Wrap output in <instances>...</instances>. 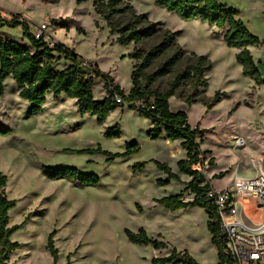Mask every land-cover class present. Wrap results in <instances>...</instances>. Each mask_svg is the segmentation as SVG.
Here are the masks:
<instances>
[{"label":"rangeland","instance_id":"1","mask_svg":"<svg viewBox=\"0 0 264 264\" xmlns=\"http://www.w3.org/2000/svg\"><path fill=\"white\" fill-rule=\"evenodd\" d=\"M94 0L77 4V0H0L1 15H20L34 35L40 24L48 27L47 43H61L73 50L78 61L96 66L113 77L122 90L130 88L132 60L127 55L134 45L114 43L105 22L92 7ZM129 2L136 14L154 23L157 32L177 33L176 44L184 54L204 56L211 68L204 74L206 88H198L196 100L210 103L215 93L217 101L210 110L205 105H186L192 94L190 82L184 83L169 99L172 111H184L191 129L199 127L196 143L202 153L203 166L197 170L214 188L233 191L235 177L255 174L250 160L264 163V85L255 86L241 74L235 61L236 50L226 47L222 32L199 21H185L154 4L153 0H123ZM220 5L237 11L248 32L260 44L250 47L253 61L264 80V0H216ZM118 24L126 21L118 17ZM0 35L28 45L22 39L21 27H9L0 22ZM160 40L157 35L136 48L147 53ZM173 53L154 60L143 71L152 75ZM183 60L172 73L148 84L159 93L168 90L174 77L187 66ZM63 59L54 65L61 71ZM133 69V68H132ZM142 85L145 82L142 81ZM93 98L105 96L103 81L92 82ZM29 104L19 98L14 81L8 78L0 91V127L9 130L0 135V173L7 179L4 193L15 205L8 213L9 227L22 225L10 237L19 247L11 253L8 264H53L46 244L49 236L57 251L56 264H151L153 259L186 252L196 264H217L215 248L207 231V216L194 207L168 211L156 200L180 195L191 201L193 196L182 192L187 176L178 172V160L185 151L179 141H169L162 133L151 140L149 120L136 111L118 108L98 125L94 117L80 116L72 99L46 97L39 113L28 116ZM117 139L103 136L106 129L116 126ZM241 147L234 148L236 141ZM135 142L139 151L126 157L111 159L102 154H80L78 151L100 149L115 155L125 152V145ZM212 160L213 167L207 166ZM178 162H177V161ZM166 164L171 172L182 178L167 180L155 163ZM144 164L143 167L137 166ZM75 169L78 173L98 178L96 185H81L72 179L50 180L41 168ZM240 219L241 205H237ZM244 217L260 221V214L251 207L242 209ZM144 230L149 238L165 244L164 249L150 245L131 244L125 230Z\"/></svg>","mask_w":264,"mask_h":264},{"label":"trees","instance_id":"2","mask_svg":"<svg viewBox=\"0 0 264 264\" xmlns=\"http://www.w3.org/2000/svg\"><path fill=\"white\" fill-rule=\"evenodd\" d=\"M86 0H77V4ZM154 4L164 9L168 13L174 14L185 21H199L206 23L208 27L215 28L223 33L222 39L226 47L237 50L235 55L236 63L241 67V74L254 83L255 86L264 85L257 66L254 63L250 47L258 46L259 40L252 36L244 24L237 19V11L220 5L216 0H153ZM94 13L105 22L110 35H115L114 43L120 46L134 45V49L127 57L134 61L130 74L131 88L125 94L122 89L113 83L109 74L102 73L94 66L89 74L84 73L78 64V56L73 50L61 43H54L50 46L44 38L36 40L28 30V23L22 20L20 15H10L7 20L1 15L0 22L9 27H21L22 39L28 45L21 42L3 38L0 35V91L5 80L11 78L14 81L19 98L29 104L28 116L40 112L48 95L55 99L59 95H64L68 99H74L77 111L80 116L87 115L94 117L98 125L104 123L105 119L116 109L122 108L115 103L117 96L124 102L133 103L142 101L143 110H136L130 106L129 110L136 111L140 116L149 120L152 125L148 133L151 140L158 139L162 133L169 141H179L181 148L185 151L186 157L177 163L178 172L190 178L182 192L188 191L192 196L191 201H182V196L175 195L156 200L168 211L198 207L204 210L208 222L207 231L210 235V243L215 248L217 263L224 261L225 244L220 234L217 223L215 207L212 201L206 197L211 189L209 183L201 176L197 167L203 166L202 153L196 143V136L199 134V127L194 129L188 125L187 114L184 111H171L169 99L175 96V92L184 83L190 82L192 94L185 99L186 105L201 103L206 110H210L217 101L219 94L211 98L210 103H203L196 100L198 88H206L207 81L204 74L210 70L211 65L204 56H197L193 53L184 54L183 50L176 44V33L163 31L158 33L154 23L150 22L143 15L136 14L129 2L123 0H94L92 3ZM118 17H125L122 24L117 23ZM159 35V42L152 47L149 52L144 53L136 47L143 41ZM173 53L150 75L145 76L143 71L149 68L154 60L165 56L169 51ZM63 59L67 65L61 71H54V65ZM187 60V66L180 71L169 84V88L164 93L150 90L148 84L153 83L158 78L170 73L183 61ZM100 78L103 81L105 97L95 100L92 93V82ZM142 81L145 85H142ZM153 99L152 105L149 100ZM152 106V108H151ZM9 130L0 127V135H7ZM121 135L116 126L104 131L103 136L108 139H117ZM139 151L138 145L133 142L125 145V152L119 154H109L96 150L78 151L80 154H102L114 159L116 157H126L136 154ZM156 168L167 176V180L157 181V185H167L169 181L180 183L178 176L173 174L166 164L155 163ZM140 164L137 167H143ZM207 166L213 167L212 160H208ZM43 176L50 180L60 178L72 179L81 185H96L98 178L92 175L78 173L75 169L56 170L47 167L41 168ZM7 179L0 173V264H8L9 257L19 245L10 241L11 235L22 225L9 227L8 213L15 205L13 200L6 198L4 188ZM128 241L134 245H150L154 249H164L165 244L149 238L145 231L140 229L136 233L125 230ZM52 263L56 264L57 251L53 247L51 235L46 244ZM68 264V263H67ZM151 264H196L186 252L177 253L172 250L170 255L163 258L153 259Z\"/></svg>","mask_w":264,"mask_h":264},{"label":"built area","instance_id":"3","mask_svg":"<svg viewBox=\"0 0 264 264\" xmlns=\"http://www.w3.org/2000/svg\"><path fill=\"white\" fill-rule=\"evenodd\" d=\"M48 27L40 24L34 33V38H44L47 42ZM53 46L54 43H48ZM80 69L89 74L94 66L85 61H78ZM115 103L123 108L134 106L136 110H143L142 101L133 103L124 102L117 96ZM153 99L149 100L152 105ZM152 108V106H151ZM250 165L255 174L252 177H235L233 179V191L228 189H210L206 197L212 201L215 207L217 223L220 234L225 244L224 261L217 264H264V163L259 158L250 160ZM185 202V200H182ZM241 205L240 219L237 205ZM251 207L256 210L261 220L252 222L244 217L242 209Z\"/></svg>","mask_w":264,"mask_h":264},{"label":"crops","instance_id":"4","mask_svg":"<svg viewBox=\"0 0 264 264\" xmlns=\"http://www.w3.org/2000/svg\"><path fill=\"white\" fill-rule=\"evenodd\" d=\"M219 4V3H218ZM213 29H215V28H213ZM177 34V33H176ZM222 36H223V33H222ZM4 38V37H3ZM248 50H249V48H248ZM250 51V50H249ZM236 53H237V50H236ZM250 53H251V51H250ZM251 56H252V54H251ZM252 59H253V57H252ZM67 65V63L65 64V66ZM134 65V61H132V66ZM131 71H132V68H131ZM111 78H112V80H113V77L112 76H110ZM113 83H114V80H113ZM115 84V83H114ZM130 88H131V82H130ZM130 88L128 89V90H123V92L126 94L129 90H130ZM92 93H93V88H92ZM94 97V96H93ZM105 97V96H104ZM103 97V98H104ZM57 98H59V99H67L64 95H59ZM72 100H74V99H72ZM74 102H75V100H74ZM75 104H76V102H75ZM169 108H170V106H169ZM171 110V109H170ZM172 111V110H171ZM175 112V111H174ZM177 161V160H176ZM178 161H180V160H178ZM177 161V162H178ZM182 178L180 177V180H181ZM186 182L185 183H188L189 181H190V178L189 177H187V179L185 180ZM206 181L209 183V185H210V187L212 188V189H214V190H218V189H216V188H214V186H213V183H212V180L211 179H209V178H206ZM209 238H211L210 236H209ZM151 239H153V238H151ZM176 250V249H175ZM218 261V260H217Z\"/></svg>","mask_w":264,"mask_h":264},{"label":"bare ground","instance_id":"5","mask_svg":"<svg viewBox=\"0 0 264 264\" xmlns=\"http://www.w3.org/2000/svg\"><path fill=\"white\" fill-rule=\"evenodd\" d=\"M241 144H242V141H236L235 143H234V148H239V147H241Z\"/></svg>","mask_w":264,"mask_h":264}]
</instances>
